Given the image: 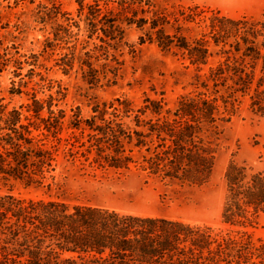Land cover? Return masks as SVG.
Masks as SVG:
<instances>
[{"label": "trees", "instance_id": "1", "mask_svg": "<svg viewBox=\"0 0 264 264\" xmlns=\"http://www.w3.org/2000/svg\"><path fill=\"white\" fill-rule=\"evenodd\" d=\"M92 1L77 0L78 17L88 40L102 43L95 46L101 55L87 52L84 60L74 46L61 60L64 68L72 69L78 61L81 69L88 68L85 77L98 82L92 60H108L110 50L122 43L125 29L136 27L143 32L141 43L147 37L163 50L176 49L192 65L206 66L212 50L220 48L226 59L210 68L207 77L213 91L202 82L205 92L181 97L167 112L161 101L146 99L136 112L117 100L119 107H109L114 119H104L106 106L96 107L95 116L85 122L75 114L69 125L87 132L86 142L62 137L66 113L53 112L52 101L46 118L43 103L36 100L27 107L31 117L22 109L8 111L1 106L0 179L42 186L53 178L49 175L62 146L73 153L79 145L88 153L95 151L111 168L125 170L134 163L127 147L130 154L132 148L144 149L143 171L204 185L215 167L220 126L234 116L238 95L249 96L253 110L264 116V40L260 41L264 25L248 17L208 14L197 7L171 13L170 22V16L151 10L153 0ZM196 21L205 23L209 33L190 41L179 25ZM170 23L171 35L166 31ZM228 82L232 85L227 87ZM220 87H227L226 98L218 96ZM133 115L134 128H130L123 119ZM224 182L222 228L0 194V264H264V245L255 243L248 232L264 214V169L233 162Z\"/></svg>", "mask_w": 264, "mask_h": 264}, {"label": "rangeland", "instance_id": "2", "mask_svg": "<svg viewBox=\"0 0 264 264\" xmlns=\"http://www.w3.org/2000/svg\"><path fill=\"white\" fill-rule=\"evenodd\" d=\"M153 3L151 10L170 16V22L171 13L197 7L208 14L248 17L264 25V0H153ZM78 8L77 0H0V107L8 111L22 109L25 116L31 117L33 112L27 113V107L36 100L43 103L42 117L46 118L48 103L52 101L53 112L66 113L61 133L66 139L76 136L86 142L87 132L83 134L70 127L73 116L76 114L85 122L95 116L96 107L102 110L106 106L108 114L104 119H114L111 115L114 111L109 107H119L117 100L129 104L134 112L145 106L146 99L161 101L163 112L174 110L181 97L205 92L200 84L207 82L210 68L226 59L218 48L212 50L206 66L192 65L186 54L176 49L163 50L147 37L141 43L143 32L128 27L122 43L116 50H110L108 60L105 57L92 60L99 81L91 83L85 77L88 68L81 69L78 61L72 69L61 65L74 46L84 60L87 52L91 56L101 55L95 46L102 43L88 40ZM179 27L182 36L190 41L209 33L205 23L199 21L182 22ZM166 31L171 35V23ZM263 40L264 37L260 39ZM207 83L212 92V83ZM231 85L228 82L227 87ZM227 87H220L218 96L226 98ZM134 115L123 119L130 128H134ZM97 124L102 122L97 119ZM220 129L222 134L215 141V167L209 181L201 186L143 171L144 149L132 148L130 154L127 147L126 153L133 157L134 163L125 170L111 168L95 151L88 153L77 145L73 153H68L63 145L54 163L55 170L49 175L53 178L46 184L37 186L0 179V194L25 200L107 207L222 228L224 175L229 165L248 163L264 169V116L253 110L249 96L239 94L234 116L221 124ZM248 232L255 243L264 245V214Z\"/></svg>", "mask_w": 264, "mask_h": 264}]
</instances>
